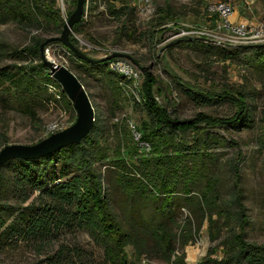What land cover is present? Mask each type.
I'll list each match as a JSON object with an SVG mask.
<instances>
[{
  "label": "trees",
  "instance_id": "16d2710c",
  "mask_svg": "<svg viewBox=\"0 0 264 264\" xmlns=\"http://www.w3.org/2000/svg\"><path fill=\"white\" fill-rule=\"evenodd\" d=\"M5 1H8L5 12L12 21L23 27L44 28L47 36L33 34L23 46L0 42V58L11 61V64L0 67V104L5 108L13 106L30 116L34 122L38 121V105L56 104L61 100L66 109L73 113L71 101L51 78L42 54L45 56V51L53 44L64 48L72 57H75L74 54L57 41L45 44L41 51V45L54 38L46 29L50 32L55 29L54 32L60 34L66 22L62 18L58 0ZM127 1L106 0L104 10L119 22L122 18L121 34L129 37L131 32L126 30V24L130 16L134 15L135 7H131ZM75 3V0L67 3V18ZM199 3L204 4V1ZM208 6L210 4L205 5V11ZM89 9L85 1L81 20L73 26L69 35L70 42L76 48L78 42L73 36H85V16ZM154 15L151 20L152 40L159 39L160 33L167 29L164 27L160 30L161 26L171 24L172 29L184 16L169 4L158 7ZM176 42L194 45L201 50L211 48L208 42L197 38H180L172 43ZM220 50L228 55V59L235 55L245 64H251L254 70L264 69V44ZM75 60L84 69L94 67L104 70L111 94L109 112L114 115L121 108L124 89L131 84L130 80L110 69V62L116 58L91 63L76 57ZM135 61L140 64L138 60ZM68 69L86 90L82 78ZM171 77L172 80L176 78L173 74ZM142 78L140 97L148 118L142 120L138 128L142 139L151 145L154 156L151 161L143 157L139 160L146 166L151 165V172L148 174L125 158L137 155L138 145L128 144L129 132L122 122H111L112 134H115L117 142L109 157V130L95 114L91 130L79 144H70L40 157L10 159L3 164L0 172V253L18 251L24 247L38 250V245L50 241L53 234L58 235L61 230L84 229L96 236L103 247L104 260L101 264H134L135 259L144 252L150 253L151 249L158 258L169 264H189L185 261L184 247L194 239L201 224L206 221L209 239L220 241L216 247H210L204 258L196 264H264V243L245 239L249 217L240 187H236L240 175L239 164L243 159L240 147H237L236 155L229 162L234 187L228 198L220 194L218 173L212 170L211 173L202 158L216 161L219 157L211 152L214 147L235 143L231 137L213 133L212 129L222 128L227 131L229 128L256 126L249 108V96L241 88L234 90L223 87L216 92L214 89L179 81L185 97L199 106L227 102L236 108L230 116H217L200 110L192 118L179 119L171 116L154 96V93L162 95L163 89H167L159 85V79L149 72H145ZM50 87L57 89L59 101ZM10 102L15 105H10ZM74 119L73 116L70 124ZM174 121L184 123L173 124ZM258 123L263 130L264 106ZM188 135H192L189 140ZM102 164H109L115 170L114 181L125 194L124 223L111 207L100 170ZM177 203L199 215L198 225L195 226L190 217L183 221L175 220L173 205ZM147 236L152 241L150 251L147 248ZM128 245L133 246L134 259L128 257ZM218 247L222 250L219 258L213 256ZM68 248L60 244L44 260L29 264H42L45 260L50 261L48 264H67L72 257L73 262L75 258L81 259L78 247L73 249L75 254L72 255Z\"/></svg>",
  "mask_w": 264,
  "mask_h": 264
},
{
  "label": "rangeland",
  "instance_id": "374dc122",
  "mask_svg": "<svg viewBox=\"0 0 264 264\" xmlns=\"http://www.w3.org/2000/svg\"><path fill=\"white\" fill-rule=\"evenodd\" d=\"M199 1L202 0H149L147 4H144L143 0L140 1V4L136 0L127 1L131 7H135L134 15H131L130 18L128 16L130 20L126 24V30L131 32L128 37L121 34L122 18L119 22L105 12L106 0H86L90 9L87 13L85 12L87 14L85 16V36H73L78 42V49L94 59L105 57L114 52H121L138 60L140 66L148 68L141 73L130 62L124 59H116L134 67L138 71V79L137 81L131 80V84L124 89L123 96L125 97L121 99V108L116 110L114 115L109 112L111 94L108 83L105 81L104 70L86 66L84 69L76 62L75 57H72L64 48H60L55 44L45 51V56L48 60H53L57 64L72 69L86 84L85 91L90 96L94 114L102 120L103 126L109 130L107 134L109 157L112 155V150L117 142L115 134H112L111 122L113 121L124 124L129 132L128 144L138 145L139 148L146 146L143 144L145 142L149 144L141 136L135 139L136 134L134 131L132 132V126L141 131L138 128L141 126V121L148 118L140 97L142 96V75L145 72L154 75L161 82L159 85L167 88L165 90L161 87L164 91L163 94L154 93V96L158 103L170 112L171 116H176L179 119L192 118L195 112L200 110L217 116H230L236 110L234 106L227 102L200 106L193 103L185 97L179 81L195 84L206 89H214L216 92H219L223 87L244 90L246 95L249 96V108L253 119L256 121V126L240 129L229 128L227 131L222 128L212 129L213 133H220L226 138L231 137L235 143L229 142L223 146L214 147L211 152L214 153V156L219 157L216 161L206 157L202 158L211 173H213L212 171L218 173L220 194L222 197L228 198L234 187L229 162L236 155L237 147H240L243 159L239 164L240 175L236 187H240L242 201L249 217L245 229V239L256 243H264V129L262 130L258 123L260 111L264 106V69L254 70L251 64H245L243 60L238 56L235 57V55H231L232 58L228 59V55L223 54L220 49L223 48L229 51L235 47L228 46L222 41L208 42L211 46L209 50H201L197 46L186 45L182 42L172 43L180 39L174 36L181 26H197L207 30L214 28L215 15L210 14L208 10L205 11L204 7L206 4L213 6V4L219 2H226L232 6L233 13L229 18L231 23L241 22L256 27V29L262 27L261 30L264 32V0H203L204 4H200ZM1 3V43L23 46L28 43L30 36L33 34L47 36L44 33V28L23 27L12 21L5 12L7 11L8 1L1 0ZM165 4L172 5L178 13H183L184 16L178 25H175L172 29V26L166 27L167 29L160 33L159 39L154 38L152 40L151 20L154 18L157 8L163 7ZM67 8L65 6V11H62L64 21L68 19L66 17ZM163 28L164 26H161L159 29L163 30ZM54 31L56 30L52 29V32H50L46 29V32L52 33L53 37H58L60 34ZM9 64H11L9 59L0 58V67ZM172 74L178 81L176 78L172 80ZM55 103L38 105L36 111L37 122H34L27 114L13 108V106L12 108H5L0 104V148L6 144H34L39 139L41 140L50 135H45V130L50 123L58 122L61 119L64 128L69 126L72 117L75 118V111L73 113L69 112L61 100ZM11 104L14 103L10 102ZM191 137L192 135H188V140ZM138 147L137 155H128L125 158L149 174L152 170L150 169L151 165L146 166L139 159L143 157L151 161L154 151L150 144L149 149L142 153L140 152L141 148L138 151ZM196 158L200 161L199 157ZM132 168L135 173V168ZM100 170L103 173L111 207L118 218L123 221L126 197L114 181L115 170L109 164L100 165ZM173 206L176 221H183L190 217L192 223L195 226L198 225L200 217L196 212H192V209L187 206H180V203ZM172 229L175 230L174 227ZM145 238L148 251H150L152 241L148 236ZM219 241L220 239L214 241L209 239L207 223L204 221L200 226L199 233L184 247L186 263H198L207 254L208 249L216 247ZM60 244L69 247L68 252H70V255L75 254L73 249H76V247L79 248L77 252L82 254L81 259L75 258L73 262L72 257L67 264H101L104 260L103 247L96 236L84 229L71 231L64 229L59 231L58 235L53 234L50 241L38 245V250L24 247L18 251L0 253V264H29L40 259L44 260ZM152 250L150 253L144 252V254H141L139 258L135 259L134 264H139L142 256L147 257L150 264H167L166 261L158 258ZM126 251L130 259L136 257L133 254L132 245H128ZM213 256L221 257V248L218 247ZM47 262L50 261L45 260L42 264H48Z\"/></svg>",
  "mask_w": 264,
  "mask_h": 264
},
{
  "label": "water",
  "instance_id": "95a60500",
  "mask_svg": "<svg viewBox=\"0 0 264 264\" xmlns=\"http://www.w3.org/2000/svg\"><path fill=\"white\" fill-rule=\"evenodd\" d=\"M75 1L74 10L64 23L60 35L58 37L48 39L44 44H42L41 51L45 44L50 41H57L69 49L76 58L89 63L104 62L116 58L124 59L130 62L141 73L148 69L147 67L140 66L131 56L121 52H114L105 57L94 59L76 48L70 42L69 34L71 33L73 26L81 20L86 0ZM42 56L45 59V65L49 69L51 78L59 84L63 93L71 101L73 110L75 111V119L63 130L52 133L34 144H6L2 146L0 148V172L3 164L10 159H29L40 157L70 144H79L93 126L94 109L84 86H82L75 74L66 66L57 64L53 60H48L43 54ZM172 123L180 124L184 122L174 121Z\"/></svg>",
  "mask_w": 264,
  "mask_h": 264
},
{
  "label": "built area",
  "instance_id": "2783aa9c",
  "mask_svg": "<svg viewBox=\"0 0 264 264\" xmlns=\"http://www.w3.org/2000/svg\"><path fill=\"white\" fill-rule=\"evenodd\" d=\"M140 4L141 0H136ZM60 8L65 11V6L69 0H58ZM144 4L149 3V0H143ZM208 12L215 15L214 28L207 30L197 26H181L177 29V34L174 37L177 38H197L202 39L205 42H219L228 44V46H251L255 44H264V32L261 30L262 27L257 28L252 27L248 24H232L230 22V17L233 13L232 6L226 2H219L208 6ZM142 11V9H141ZM164 27H170L171 24H165ZM217 30V31H216ZM224 31V33H222ZM172 38V37H171ZM109 67L114 72L123 75L126 79L137 81L138 71L126 62L121 60H114L110 62ZM50 91L54 93L55 98L60 99V95L56 88L50 87ZM64 123L62 119L58 122H52L46 128L45 135L55 133L63 129ZM136 134L135 139L141 136L139 130L135 126H132V132ZM146 146L140 147L142 151L149 149L148 143H143ZM139 264H150L149 259L142 256L139 260ZM169 264V263H167Z\"/></svg>",
  "mask_w": 264,
  "mask_h": 264
},
{
  "label": "crops",
  "instance_id": "0c3cea01",
  "mask_svg": "<svg viewBox=\"0 0 264 264\" xmlns=\"http://www.w3.org/2000/svg\"><path fill=\"white\" fill-rule=\"evenodd\" d=\"M238 23H241V22H232V24H238Z\"/></svg>",
  "mask_w": 264,
  "mask_h": 264
}]
</instances>
